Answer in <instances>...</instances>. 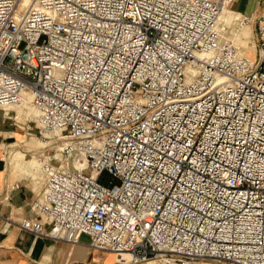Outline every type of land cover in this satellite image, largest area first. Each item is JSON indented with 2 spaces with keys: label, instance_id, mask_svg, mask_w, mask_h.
<instances>
[{
  "label": "built area",
  "instance_id": "1",
  "mask_svg": "<svg viewBox=\"0 0 264 264\" xmlns=\"http://www.w3.org/2000/svg\"><path fill=\"white\" fill-rule=\"evenodd\" d=\"M233 1L0 0V107L28 96L67 140L21 229L118 264H264V17L249 57L219 39Z\"/></svg>",
  "mask_w": 264,
  "mask_h": 264
},
{
  "label": "crops",
  "instance_id": "2",
  "mask_svg": "<svg viewBox=\"0 0 264 264\" xmlns=\"http://www.w3.org/2000/svg\"><path fill=\"white\" fill-rule=\"evenodd\" d=\"M229 8L251 19L256 28L264 17V0H234ZM0 110V263L1 264H118L124 254L91 249L88 237L78 244L38 237L19 227V221L30 215L29 203L43 187L40 169L35 163H7L1 152L8 125ZM38 179V180H37ZM40 180V181H39ZM18 184V187H14ZM113 256H110L112 255Z\"/></svg>",
  "mask_w": 264,
  "mask_h": 264
},
{
  "label": "rangeland",
  "instance_id": "3",
  "mask_svg": "<svg viewBox=\"0 0 264 264\" xmlns=\"http://www.w3.org/2000/svg\"><path fill=\"white\" fill-rule=\"evenodd\" d=\"M224 15L225 20L221 19L218 23V31L223 38L231 40L241 52L245 51L246 55L253 53L250 46L255 35V28L251 26V19L234 13L230 8H226ZM24 106L31 105L0 108L1 115L8 125L6 128L9 130L2 140L1 152L7 163L20 162L19 159H22L21 161L35 163L40 169L36 161L37 155L40 152L45 154L48 152L55 153L58 157L59 149L66 144L67 140L62 139L63 136L55 130H44V133L37 119L32 116L33 110ZM104 178L106 179V175Z\"/></svg>",
  "mask_w": 264,
  "mask_h": 264
},
{
  "label": "bare ground",
  "instance_id": "4",
  "mask_svg": "<svg viewBox=\"0 0 264 264\" xmlns=\"http://www.w3.org/2000/svg\"><path fill=\"white\" fill-rule=\"evenodd\" d=\"M226 11V8H223L222 9V11H221V13H220V15H219V20H221V19H224V17H225V15H224V12ZM225 20V19H224ZM219 32V31H218ZM221 38H223V36L220 34V32H219V39H221ZM234 44V43H233ZM248 56L249 57H252L253 56V53H250V54H248ZM31 105L30 104V98L28 97V96H25V97H23V100L20 102V103H18V104H12V105H4V106H1V107H13V106H21V105ZM0 107V108H1ZM26 107H28L29 109H31V111L33 110V115L32 116H34V118H36L37 119V122H38V113H37V111L34 109V107L31 105L30 107L29 106H26ZM25 106H24V108H26ZM39 123V122H38ZM40 125V124H39ZM40 127H41V125H40ZM51 131V130H50ZM43 132H44V129H43ZM58 131H56V133H57ZM45 133V132H44ZM60 136V135H59ZM62 139H65L64 137H62ZM64 146V145H63ZM60 147H62V146H60ZM75 166H78L77 164H75ZM117 254H123V253H117Z\"/></svg>",
  "mask_w": 264,
  "mask_h": 264
}]
</instances>
